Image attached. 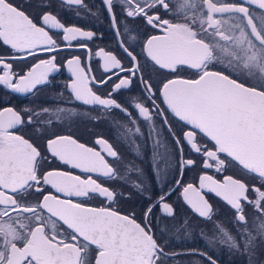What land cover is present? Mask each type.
Returning <instances> with one entry per match:
<instances>
[{
    "label": "snow or ice",
    "instance_id": "snow-or-ice-1",
    "mask_svg": "<svg viewBox=\"0 0 264 264\" xmlns=\"http://www.w3.org/2000/svg\"><path fill=\"white\" fill-rule=\"evenodd\" d=\"M102 2L131 67H125L113 52L99 48L95 55L102 59V70L108 75L97 80L91 74V49L83 42L92 41L96 33L66 26L51 10L52 2L37 0L33 5L32 0H0V42L23 54L0 55V85L19 94H34L38 86L47 85L59 70L54 53L60 46L50 30H59L68 49L78 41L77 47L89 54L87 64L80 56L65 61L73 77L66 85L73 101L98 108L100 115L93 117L97 122L113 110L125 115L127 122H113L116 139L136 158H125L103 137L95 140L98 151L71 135L50 131L53 124L79 116L74 108H26L27 120L14 108L0 110V264H168L183 256H199L207 264H218L204 251L165 250L170 247L164 240L169 226L162 227L159 217L153 218V209L159 208L164 218L173 222L170 227L176 238L181 232L190 235L194 228L188 218H178L176 202H168L178 190L177 202L183 201L194 215L212 225L210 236L200 230L212 250L218 243L229 252L245 255L247 264H264V0H115L123 15L143 19L160 33L144 41H139L126 23L118 22L114 0ZM60 3L68 10L98 14L85 0ZM28 7L39 11L30 12ZM161 10L171 18H162ZM121 28L128 46L119 38ZM137 43L142 44L140 52L146 56L144 65L130 50ZM39 53L49 55L22 74L13 69L16 60L35 58ZM153 69L174 78L156 82L151 79ZM145 70L150 79H145ZM183 71L193 72L195 78H184L179 74ZM113 78L116 82L106 95L94 91V86L104 87ZM134 79L142 85L149 106L129 104L145 122L147 136L129 108L112 98L122 89H130ZM165 109L183 122L179 135L168 122ZM25 124L34 126L36 138H44L43 151L35 138L18 134ZM198 132L211 147L198 142ZM142 145L150 150L147 162L152 181L162 189L154 200L148 175L136 162L145 159ZM185 146L190 154L202 158L204 172L198 186L169 179L176 167L182 176L185 168L197 166L196 160L184 158ZM49 157L80 170L81 175L46 168ZM232 168L240 169V178L224 175L221 180L207 172L225 173ZM94 175L126 183L147 195L151 203L139 218L134 211L125 214L111 206H91L93 198L115 204L118 197H124ZM253 179L257 183H252ZM205 191L221 198L234 213L235 234L214 219L220 213ZM245 205L253 210L251 216Z\"/></svg>",
    "mask_w": 264,
    "mask_h": 264
},
{
    "label": "flooded vegetation",
    "instance_id": "flooded-vegetation-1",
    "mask_svg": "<svg viewBox=\"0 0 264 264\" xmlns=\"http://www.w3.org/2000/svg\"><path fill=\"white\" fill-rule=\"evenodd\" d=\"M16 2L25 3V0H16ZM36 2L37 0H32L33 5ZM45 2H52L54 4V7L51 10L54 14L58 15V18L66 26L74 25L76 27L83 28L84 30H89L96 33V36L92 41L83 42L87 43L88 48L91 49V74L94 75L97 80L105 78V76L108 75L102 70V59L96 57L95 55L96 51L99 48H104L105 51L113 52L115 55H117L118 58L121 59L125 67H131V61L125 56L122 49L119 47L118 37L111 24L110 13L107 11L102 0H85V3L88 5L91 11L98 13L96 16L88 15L83 10H78L75 8L68 10L66 5H62L60 3V0H45ZM27 10L30 12L39 11V9H36L35 7H28ZM77 11L80 12L79 16L76 15ZM113 11L117 15L118 22L126 23V25L130 29L134 30L133 34L137 36L139 41H144L151 35L160 34L158 30H155L152 27L146 25L143 19H133L123 15L121 6L116 4L115 0ZM160 15L162 16V18H171L166 16L162 10L160 11ZM50 34L60 46V49L56 53H54L57 56V64L59 66V70L49 77V83L47 85L38 86V90H36L34 94L14 93L10 89H6L5 86L0 85V110L9 107L14 108L15 110L21 112V115L24 116L25 120H27L28 113L23 111V109L26 108L33 109L34 111H39L44 107H48L52 110L57 107L74 108L78 113H80L79 116H74L62 124H53L50 131L55 132L57 135H71L81 143L86 144L88 147L96 148L98 151L100 150V147L96 145L95 140L97 137H103L104 139H107L110 143H112L113 147L116 148V150L120 152L125 158L129 160H135V156H133L128 148L125 147L124 144L117 141L116 129L113 127L114 121L124 123L127 122L128 118L119 110H113L111 113L106 114V118L101 119L97 122L93 119V117L99 116L100 110L95 107L84 106L79 102H74L69 90L66 87V85L71 82V79H73L72 74L67 69L65 63L66 59L71 58L72 56H80L82 63L87 64L89 63L88 52L77 47L78 41H73L72 48L68 49L63 43V34L59 30H50ZM119 38L124 39L125 45L128 46L129 42L127 37L123 33V28H121ZM141 47L142 44L137 43L136 48L130 50L134 51V53L137 55V59L142 65H144L146 62V56L144 53L140 52ZM0 55L23 56L22 53H14L9 46L3 45L2 42H0ZM48 55L49 54L39 53L35 58L28 57L26 59L22 58L16 60L13 63V69L15 71L21 72L22 74V72L26 71L31 64L35 63L38 59L47 58ZM8 62L12 61L9 60ZM148 66L151 67L150 61H148ZM0 74H2V72H0ZM179 74L186 79L195 78V74L191 71H183ZM171 78H174L172 74H169L163 70L153 69V74L151 77L152 80L160 82ZM145 79H150L147 74V70H145ZM115 82L116 80L115 78H113V80L104 87L94 86V91H97L98 94L106 95L111 90L112 84ZM153 87H156V84H153ZM112 98L116 99L124 107H128L133 118L137 119L141 130L145 131V122L137 116V112L133 108H131L129 104V102H138L145 103L146 106H149L148 102L144 98L142 85L134 79L130 89H122L118 94H114ZM157 103H160V101L158 100ZM161 107L165 106L161 104ZM165 115L168 116V122L172 125V128L174 130H177V135H179V129L183 126V122L179 121L178 118L173 117V115L167 109H165ZM44 118L46 117H41V119ZM155 122L157 124L160 123L159 120H156ZM45 131L48 130L45 129ZM18 134H24L26 135V138H35V140L41 147V150L43 151L44 138L35 137L34 126L25 124ZM145 136H147L146 131ZM197 137L199 143L208 144V147H211V144L208 143L207 139H201V134L199 132L197 133ZM168 142L171 143V137H168ZM137 143H141L139 139H137ZM142 147L144 146L142 145ZM149 151L150 150L147 147H144V161L141 162L140 160H136V162L141 164V167L144 168L145 172L148 175V180L150 183L149 194L154 200L160 194L162 189L158 183L152 181L150 165L147 162ZM184 158L196 160L197 166L192 168H185L183 170L182 176L180 171L178 170V167H176L172 170L169 179H180L182 184L193 183L198 186L199 176L204 172V169L202 168V166H200V161L202 158L196 154H190L187 146H185ZM49 160L50 163H47L45 165L46 168H56L62 171H72L73 174L81 175L80 170H74L70 166H65L58 160L52 159L51 157H49ZM109 162L111 163L112 161L110 160ZM207 172L209 175H213L216 179L221 180L223 179L224 175H234L237 178L241 177V171L238 168H232L225 173H216L215 171L210 169L207 170ZM93 178L98 179V182L104 184L106 187L123 193L124 197H118L115 204H110L103 198H93L91 201V206H111L117 210H121L125 214L134 211L137 215V218H139L143 214L144 209L151 203V201L147 198V195L139 194L126 183L106 181L103 178H98L95 175L93 176ZM245 182H249V180L246 179ZM251 182L257 183V181L254 179ZM164 190L166 191V189ZM178 193L179 190L176 195H173L169 199L168 202H176L174 203V207L177 208L178 218L180 216L188 218L194 228L190 235L186 236L183 232H181L179 233V238H176L170 227L173 222L165 219L159 208L153 209V218L159 217V223L162 227L165 225L169 226V235L164 237V240L167 241L170 247L166 248L165 250L181 251L195 249L207 252L208 255L212 256L213 259L218 262V264H247V257L245 255L235 252H229V250L225 246H221L218 243L215 245L214 250H212V248L208 246V242L201 237L200 230H203L206 235L210 236L212 225L194 215L183 201L177 202ZM204 194L209 202L213 205V207L220 213V215L218 217H214V219L221 220L224 225L229 230H231L233 234H235V228L233 227V224L231 222L234 213L231 211V209L221 198L216 197L215 194L208 193L207 191H205ZM245 209L246 214H248L249 216L253 214V210L247 205H245ZM153 229L154 231H157V234L159 235L156 224H153ZM195 260H199L201 264H207V261L199 256L177 257L174 261L170 260L168 264H191V262Z\"/></svg>",
    "mask_w": 264,
    "mask_h": 264
}]
</instances>
